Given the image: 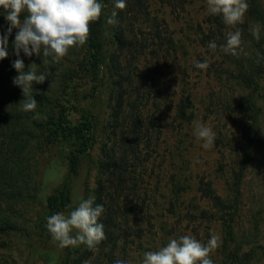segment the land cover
Segmentation results:
<instances>
[{
  "label": "rangeland",
  "instance_id": "374dc122",
  "mask_svg": "<svg viewBox=\"0 0 264 264\" xmlns=\"http://www.w3.org/2000/svg\"><path fill=\"white\" fill-rule=\"evenodd\" d=\"M126 3L123 10L115 8V0L105 6L102 31L109 42L99 86L83 70L87 42L70 48L59 62L20 52L25 72L35 63L38 72L52 73L44 81L46 95L70 100L76 95L78 109L89 107L98 120L90 156L71 178V207L63 213L73 210L80 198L94 197L93 206L101 205L96 193L104 176L101 165L119 163L114 179L122 187L124 216L118 222L116 245L96 251L83 244L71 246L75 251L71 264H114L117 259L141 264L145 252L166 246L170 239L192 235L206 244L212 233L222 243L210 257L214 264H227L223 253L228 204L242 250L256 242L264 249V74L255 90L238 78L239 64L260 56L244 34L252 26L250 16L246 11L242 24L230 26L222 15L208 12L207 0ZM113 11L118 23L109 25ZM6 15L0 8V35L9 27ZM26 15L22 13L21 20ZM236 29L242 33V50L234 56L221 51V46L227 33ZM17 32L12 29L8 55L0 60L4 83L0 84V227H12L0 232V264H57L64 249L37 223L47 197L66 179L68 164L58 148L29 138L35 130L25 115L34 113L22 110V96L6 93V83L11 88L9 82L18 75L12 66ZM210 42L216 43L215 51L208 47ZM206 60V70L195 67ZM64 77L70 78L67 86ZM246 96L255 97L260 107V138L238 187L243 128L248 123V114L238 105ZM36 112L46 116L37 123L51 115L47 108L37 107ZM196 122L216 133L211 149H204L194 135ZM20 138L26 140L22 147ZM262 249L260 261L253 264H264Z\"/></svg>",
  "mask_w": 264,
  "mask_h": 264
},
{
  "label": "clouds",
  "instance_id": "9594fccd",
  "mask_svg": "<svg viewBox=\"0 0 264 264\" xmlns=\"http://www.w3.org/2000/svg\"><path fill=\"white\" fill-rule=\"evenodd\" d=\"M115 8L123 10L127 7L126 0H115ZM208 12L222 15L227 25L235 26L244 22L248 10L247 0H207ZM104 5L98 0H0V8L7 13L9 22L7 31L0 35V60L7 57L8 36L13 28L18 32L14 39V50L17 59L12 66L18 75L13 78L14 85L22 89L24 99L20 102L24 112H33V119H46L36 112L38 102L33 96V84H42L52 73L38 72V65L31 63L25 72V65L20 59V52L31 57L33 54L51 57L59 62L70 48L84 45L90 35V25L102 14ZM27 15L21 20V14ZM117 12L113 11L107 24L115 25ZM261 26L257 23L250 31L259 39ZM241 30L227 33L226 44L221 51L234 56L239 54L242 39ZM208 47L215 51L217 45L210 42ZM195 67L206 70L209 62H196ZM194 135L203 141L204 149L215 145L216 133L211 127L195 123ZM94 197L80 198L78 205L67 215L58 212L47 219L46 227L60 247H78L86 245L90 250H98V245L106 239L104 226L98 218L105 211L103 205H94ZM71 207V205H69ZM75 230V235L73 232ZM221 238L212 233L206 244L201 243L192 235H183L178 239H170L166 246L156 251L143 254L141 264H214L210 254L221 246ZM114 264H130L129 261L117 259Z\"/></svg>",
  "mask_w": 264,
  "mask_h": 264
},
{
  "label": "trees",
  "instance_id": "16d2710c",
  "mask_svg": "<svg viewBox=\"0 0 264 264\" xmlns=\"http://www.w3.org/2000/svg\"><path fill=\"white\" fill-rule=\"evenodd\" d=\"M98 2L104 5L102 9V14L97 21H94L90 25V35L87 40V50L85 56V65L83 70L86 76L92 80H96L100 85L102 80V70L106 62V52L108 48V40L105 39L103 35L102 28L106 27L105 22V6L108 4L109 0H98ZM248 10L247 14L252 20V26L244 30V34L251 41L252 50L256 49L259 51L260 56L258 59L252 60L246 58L244 63L239 64V75L238 78L245 83L248 89H258L259 81L258 79L264 74V5L261 0H247ZM259 24L261 26L259 39H256L250 29ZM242 26V25H241ZM240 26V27H241ZM244 26V25H243ZM221 29V26H217ZM245 28V26H244ZM256 44V46H253ZM1 62V61H0ZM1 71V67H0ZM0 72V80H1ZM64 84H67L69 77H64ZM10 81V79L8 78ZM1 84V82H0ZM4 84V83H2ZM1 84V85H2ZM12 87L10 88L6 83V93L14 95H22V89L14 83L9 82ZM0 85V87H1ZM46 84H33V96L38 102L37 107L47 108L51 112L50 117L44 122L37 123L36 119H33L30 115L27 116V120L30 121L31 126L35 130V136H30V139H34L36 144L45 147H56L62 153H64L65 160L68 164V175L66 179L57 187V189L47 197L45 212L39 218L37 227L41 231L48 229L46 227L47 219L53 214L58 212H63L69 208L71 203V190L70 182L71 178L78 174L79 168L82 166L83 162L90 156V150L93 148L95 143V131L97 128L98 120L96 115L92 110L87 107L84 108L79 106V99L75 95L69 98H62L60 95L58 98L51 99L45 94ZM24 98V97H23ZM2 101L0 100V103ZM240 108L245 110L248 114V123L245 128H243V138L245 139V144L241 146V160L239 163V172L237 174L236 185H240L241 180L244 176L245 169L249 166L250 162L254 157V147L258 143L260 138L259 130V116L260 107L258 106L255 97L246 96L243 101L238 105ZM77 113L79 116L77 117ZM10 116V115H9ZM17 119V118H15ZM36 122V123H35ZM23 125V123H22ZM21 135H28L27 132L20 131ZM22 137V136H20ZM20 146L23 143L26 144V140L20 138ZM17 143V147L19 146ZM118 162L112 163L107 162L101 165L103 179L102 183L97 188V195L101 205H103L105 211L98 218V223H102L104 226V233L106 239H104L98 247H105L108 244L116 245L119 238V219L124 216L123 208L120 204L122 187L116 183L114 179V174L118 171ZM120 178V177H118ZM239 187V186H238ZM86 196V194H85ZM225 218L229 221L225 224L227 228V238L224 242V258L227 264H253V261H260L257 256L260 253V249L263 245L259 242L251 245L249 249L243 251L241 242H237L233 232V227L231 225V220L233 219L234 213L231 204L226 205ZM258 223L255 222V231L258 230ZM11 226L0 227V232L10 230ZM235 243V245H234ZM64 255L58 260L57 264H71L74 259V252L71 246L63 247ZM264 251V249H262ZM261 253H264L262 252ZM113 258L115 255L112 253Z\"/></svg>",
  "mask_w": 264,
  "mask_h": 264
}]
</instances>
